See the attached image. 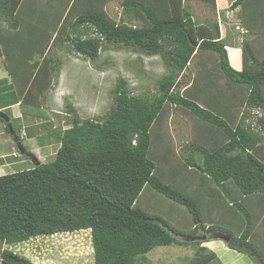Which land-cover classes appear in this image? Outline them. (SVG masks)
I'll list each match as a JSON object with an SVG mask.
<instances>
[{
	"label": "trees",
	"instance_id": "16d2710c",
	"mask_svg": "<svg viewBox=\"0 0 264 264\" xmlns=\"http://www.w3.org/2000/svg\"><path fill=\"white\" fill-rule=\"evenodd\" d=\"M183 1L0 0V54L11 80L4 93L14 87L19 96L7 107L38 108L60 66L49 55L53 44L66 45L91 62L98 58L103 44L120 45L144 56H159L172 71L158 80V94L153 96L131 95L119 78L111 91L113 106L102 122L74 115L70 127L59 136L52 162L0 176L1 244L89 230L93 264H139L155 248L188 245L176 240L179 234L168 224L136 207L148 187L185 207L194 229L203 226L197 207L155 175L158 161L150 154L152 130L170 106L215 131L214 144L191 145L192 152L199 153V163L189 156L185 165L221 188L225 195L222 206L230 203L238 212H230L231 218L223 213L227 224L215 217L207 231H226L220 225L224 223L235 235L227 233V247L264 264V253L257 251L255 243L258 224L264 219V116L251 130L246 116L233 125L231 107L223 105L217 92L182 95L173 91L177 75L194 56L212 54L229 88L244 91L242 105L264 110V53L242 39V69L234 70L218 25H196ZM199 1L215 6V0ZM111 2H120L128 22L116 23L107 15L105 7ZM231 8H239L244 27L238 36L263 34L264 0H235ZM130 18L142 25H130ZM6 131L9 133L7 126ZM192 243L198 249L188 264H210L216 259L213 252L199 247L200 242ZM0 262L33 264L5 250Z\"/></svg>",
	"mask_w": 264,
	"mask_h": 264
},
{
	"label": "rangeland",
	"instance_id": "374dc122",
	"mask_svg": "<svg viewBox=\"0 0 264 264\" xmlns=\"http://www.w3.org/2000/svg\"><path fill=\"white\" fill-rule=\"evenodd\" d=\"M234 1L215 0L214 7L199 0L183 1V7L196 25L205 23L218 25L220 37L225 40L231 57L233 54L236 56L235 61L232 57L233 64L242 55V39L247 38L253 43L255 50H258L260 54L264 53V32L257 37L251 34H247L246 37L238 36L242 30L244 31V27L239 19V8H231ZM105 11L116 23L128 22L120 2L107 4ZM129 21L130 25L135 27L142 25L140 20L134 18ZM1 48L0 45V51ZM49 55L58 59L60 66L52 87L45 91L38 108L21 105L20 108L0 112L10 119L11 127L16 137L21 138L19 143L25 151L33 154L43 164L54 160L60 145L59 136L63 130L70 127L74 115L80 119H93L99 122L106 118L113 106L111 91L119 78L125 81L131 95L153 96L158 94V80L172 72L159 56H144L120 45L103 44L98 58L92 62L76 55L66 45L58 47L53 44ZM206 55L200 54L193 57L190 65L177 75L173 91L182 95L186 92L195 95L197 91L199 92L196 95L200 92L206 95L209 92L211 94L213 91L217 92L223 105L231 107L233 125L241 122L242 116H246L244 119L247 126H250L251 130L255 129L256 120L264 116V110L246 109L242 105L244 91L240 92L234 87L229 88L219 73L216 56ZM0 60L4 62L2 52ZM3 70L7 72L6 66ZM4 78L11 82L8 72ZM4 85L0 84V87ZM11 90L10 93H1L0 107L11 104L10 99L19 97L14 87H11ZM70 109L73 113H70ZM215 136V131L209 126L194 119L178 107L166 106L163 115L157 120L152 130L150 148L151 156L158 161V170L155 175L161 182L168 185L171 183L174 190L197 207L203 226L198 224L200 227L197 226L194 229L193 218L185 207L146 187L138 197L136 207L168 224L174 232L179 234L176 240L185 241L188 245L173 244L155 248L146 254L139 264H188L193 258L195 249H198L192 243L194 240L200 242L199 247L204 246V241H212L213 250L221 255L217 244H225V242L219 238V235H234V230L223 225L224 223L220 225L226 231H207L209 226L214 225L211 220L215 217L222 219L225 212L227 218H231L234 216L230 212L238 211L231 207L230 203L222 206L221 197L225 198V195L221 188L202 178L194 169L188 168L184 160L191 156L199 163V153L192 152L191 145L202 146L207 143L212 145ZM3 155L8 157L0 158V176L33 167L30 158L19 153L16 142L6 131V125L0 121V156ZM222 220H226L225 224H227L226 217ZM260 225L259 227L258 224L257 232L262 235L264 223ZM193 232L195 235L190 238ZM255 239L258 245L257 251L260 254L264 253V240L262 242L259 235ZM209 249L208 247L207 250ZM3 250L23 257L33 264H54L44 261V258H49V254L56 255L60 264L62 262L59 254L65 257L67 254L74 256L72 262H68L67 258L65 261L68 262L67 264H92L93 262L89 230L36 237L17 245L0 243V253ZM228 250L230 254H234L231 253V249ZM246 256L247 260H252L249 255ZM212 264L222 263L218 259Z\"/></svg>",
	"mask_w": 264,
	"mask_h": 264
},
{
	"label": "crops",
	"instance_id": "0c3cea01",
	"mask_svg": "<svg viewBox=\"0 0 264 264\" xmlns=\"http://www.w3.org/2000/svg\"><path fill=\"white\" fill-rule=\"evenodd\" d=\"M223 38V37H222ZM226 51H227V55H228V59H229V64L232 66V68L236 71H240L242 69V56L240 55L239 56V59L236 60V62H234V64H232V57H233V61H235L236 59V56L233 54V56L231 57L230 55V52L228 51V48L226 46ZM238 58V57H237ZM5 68L4 66V62L3 60L1 61L0 60V84L3 85L5 84L2 88L0 87V93H3L6 91V85L10 82H8L7 78H4L5 75H7V72H5L3 69ZM5 72V74H4ZM4 75V76H3ZM4 80V83H1L2 81ZM10 101H12V99H10ZM8 105H4V106H1L0 107V112L1 111H6V110H12V109H16V108H20V105L19 104H15V105H12V106H9L7 107ZM15 115H18L19 114H15ZM8 156L6 155H3V156H0V158H6ZM252 207V206H251ZM259 210V208H256L254 207V210ZM263 218H264V215H263ZM261 220V219H260ZM263 223H264V219L261 220ZM260 222V223H262ZM259 223V227L261 226ZM258 227V228H259ZM256 235L258 234L260 236V239L261 241L263 242V238H264V228H263V232H262V235L260 234V232H257L255 233ZM222 240V239H221ZM223 244V243H222ZM217 244V248H219L220 250V253L221 255H218L219 253H216L214 250H213V247H212V241L209 242V241H204V246L205 247H209V251L213 252L216 256V259L218 261V259L221 261L222 264H257L255 261L253 260H247V258H245V254H242V253H239V252H236L234 250L231 251V253H234V254H230V248L227 247V243L225 244ZM221 245V246H219ZM203 246V245H202ZM203 246V247H204ZM264 256V255H263ZM49 258H44V261L46 262H50V263H54V264H60V262L58 263V260L56 259V255L54 254H49L48 255ZM73 255H68L65 257L63 256L62 254H59V258H60V261L62 262L61 264H67L68 262H72L74 259H73ZM247 257V256H246ZM249 257V256H248ZM67 258H68V262L66 263L65 261H67ZM72 260V261H71ZM212 261L210 264L214 263L215 262ZM93 264V262H92Z\"/></svg>",
	"mask_w": 264,
	"mask_h": 264
},
{
	"label": "water",
	"instance_id": "95a60500",
	"mask_svg": "<svg viewBox=\"0 0 264 264\" xmlns=\"http://www.w3.org/2000/svg\"><path fill=\"white\" fill-rule=\"evenodd\" d=\"M0 120L6 124L9 134L13 137L14 141L17 144V148H18L19 153L22 156H26L27 158H30L33 166L38 167L40 165V162L37 160V158L33 154L26 152L25 149L23 148V146L19 142H17V138L13 135L14 132H13V129H12L11 124H10V119L6 115H4L3 113H0ZM219 238H222V240H224L225 243H229V241H230V236L225 235V234H220ZM194 241H197V240H194Z\"/></svg>",
	"mask_w": 264,
	"mask_h": 264
},
{
	"label": "clouds",
	"instance_id": "9594fccd",
	"mask_svg": "<svg viewBox=\"0 0 264 264\" xmlns=\"http://www.w3.org/2000/svg\"><path fill=\"white\" fill-rule=\"evenodd\" d=\"M226 235V234H225ZM191 238H193V237H191Z\"/></svg>",
	"mask_w": 264,
	"mask_h": 264
},
{
	"label": "bare ground",
	"instance_id": "6f19581e",
	"mask_svg": "<svg viewBox=\"0 0 264 264\" xmlns=\"http://www.w3.org/2000/svg\"><path fill=\"white\" fill-rule=\"evenodd\" d=\"M52 9V8H51ZM48 18V17H47Z\"/></svg>",
	"mask_w": 264,
	"mask_h": 264
}]
</instances>
